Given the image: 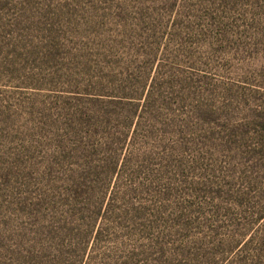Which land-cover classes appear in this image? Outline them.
<instances>
[{
	"label": "rangeland",
	"instance_id": "rangeland-1",
	"mask_svg": "<svg viewBox=\"0 0 264 264\" xmlns=\"http://www.w3.org/2000/svg\"><path fill=\"white\" fill-rule=\"evenodd\" d=\"M150 69L189 122L148 199L115 202L124 264H264L237 248L264 205V0H0V253L60 200L48 138L71 93Z\"/></svg>",
	"mask_w": 264,
	"mask_h": 264
},
{
	"label": "trees",
	"instance_id": "trees-1",
	"mask_svg": "<svg viewBox=\"0 0 264 264\" xmlns=\"http://www.w3.org/2000/svg\"><path fill=\"white\" fill-rule=\"evenodd\" d=\"M163 78L162 70L155 76L151 69L141 75L112 70L89 77L83 90L71 93L64 118L54 120L48 138L60 200H44L31 226L14 229L0 264H124V230L133 221L115 202L148 199L164 161L171 165L180 148L171 141L189 122L180 110L164 113L156 105ZM257 215L244 218L241 237L250 238L237 248L261 255L264 205ZM141 225L149 229L154 223Z\"/></svg>",
	"mask_w": 264,
	"mask_h": 264
}]
</instances>
